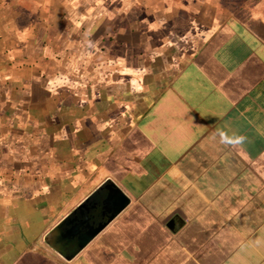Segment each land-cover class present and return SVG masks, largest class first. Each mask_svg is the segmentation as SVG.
Masks as SVG:
<instances>
[{"label":"crops","instance_id":"0c3cea01","mask_svg":"<svg viewBox=\"0 0 264 264\" xmlns=\"http://www.w3.org/2000/svg\"><path fill=\"white\" fill-rule=\"evenodd\" d=\"M151 1L0 0V264H264V0ZM109 180L130 205L63 258Z\"/></svg>","mask_w":264,"mask_h":264},{"label":"water","instance_id":"95a60500","mask_svg":"<svg viewBox=\"0 0 264 264\" xmlns=\"http://www.w3.org/2000/svg\"><path fill=\"white\" fill-rule=\"evenodd\" d=\"M100 191L105 195L100 207L90 210V198L87 199L46 235V244L63 258H76L130 205L129 196L112 180L106 182ZM182 223L181 218L176 216L170 228L175 230Z\"/></svg>","mask_w":264,"mask_h":264},{"label":"clouds","instance_id":"9594fccd","mask_svg":"<svg viewBox=\"0 0 264 264\" xmlns=\"http://www.w3.org/2000/svg\"><path fill=\"white\" fill-rule=\"evenodd\" d=\"M218 137L221 144L227 145V146H242L245 137L242 135H239L237 132L234 131H225L223 129H217L214 138Z\"/></svg>","mask_w":264,"mask_h":264},{"label":"rangeland","instance_id":"374dc122","mask_svg":"<svg viewBox=\"0 0 264 264\" xmlns=\"http://www.w3.org/2000/svg\"><path fill=\"white\" fill-rule=\"evenodd\" d=\"M158 1H160V2H162V3H164V4H166L168 0H158ZM220 1H223V2H224L225 0H220ZM143 2H145V3H146V2L151 3L152 1H151V0H143ZM152 3H153V2H152Z\"/></svg>","mask_w":264,"mask_h":264}]
</instances>
